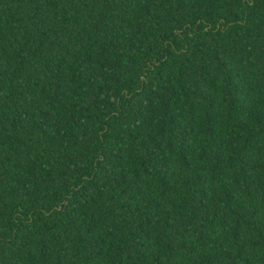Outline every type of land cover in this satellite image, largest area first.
<instances>
[{"label": "trees", "instance_id": "obj_1", "mask_svg": "<svg viewBox=\"0 0 264 264\" xmlns=\"http://www.w3.org/2000/svg\"><path fill=\"white\" fill-rule=\"evenodd\" d=\"M0 264H264V0H0Z\"/></svg>", "mask_w": 264, "mask_h": 264}]
</instances>
